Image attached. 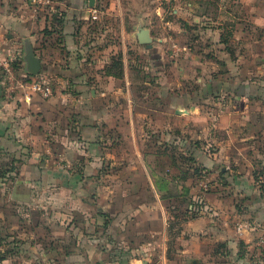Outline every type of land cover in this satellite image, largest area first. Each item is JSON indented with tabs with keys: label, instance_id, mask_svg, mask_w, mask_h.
Segmentation results:
<instances>
[{
	"label": "crops",
	"instance_id": "0c3cea01",
	"mask_svg": "<svg viewBox=\"0 0 264 264\" xmlns=\"http://www.w3.org/2000/svg\"><path fill=\"white\" fill-rule=\"evenodd\" d=\"M54 2L62 24L46 33L30 0H0V56L18 60L30 77L26 55L33 50L42 62L38 75L55 89L46 98L10 93L0 75V153L17 165L0 176V229L8 240L18 237L0 264H264L260 231H237L250 216L264 222L254 177L264 167V87L255 94L242 81L226 102L209 99L206 112L196 95L127 92V67L123 78L107 69L117 48L80 58L76 19H89L98 0ZM258 63L264 67V57ZM173 123L195 146L199 141L196 160L220 170L221 181L191 217L177 218L175 233L167 179L147 151L169 141Z\"/></svg>",
	"mask_w": 264,
	"mask_h": 264
},
{
	"label": "rangeland",
	"instance_id": "374dc122",
	"mask_svg": "<svg viewBox=\"0 0 264 264\" xmlns=\"http://www.w3.org/2000/svg\"><path fill=\"white\" fill-rule=\"evenodd\" d=\"M54 1L37 13L38 21L45 22L43 31L46 33L62 24V6ZM95 13L97 18L92 15L89 19L83 18L81 13V18L76 19L79 29L75 25L73 34L84 50L79 52L80 58L84 55L89 60L91 50L117 48L110 56L107 69L115 73L116 67L110 66L123 62L120 78L125 76L127 67L129 82H132L131 85L122 83L127 92L155 95L164 88L172 96L196 95L206 112L212 105L209 99L223 97L226 102L227 96L234 93L242 81L250 82L255 94L263 91L264 67L259 66L258 57H264V0H98ZM31 18L37 20L33 14ZM142 29L150 32L151 48L139 40ZM14 62L17 72L22 74L24 70L19 61ZM0 75L6 77L1 70ZM185 132L182 134L179 123H173L169 141L147 150L152 153L155 170L167 179L171 192L169 220L174 233L178 230L177 218L191 217L194 208L204 205L209 193L220 187L217 185L220 170L213 172L209 165L196 160L197 146H203L199 141L195 146L194 139L189 138L191 133ZM179 138L182 142H175ZM212 148L200 150L209 156L214 151ZM6 153L5 150L0 153V176L17 166ZM263 174L264 167L254 169L256 184L264 198L260 182ZM180 184L186 188L184 197L177 194ZM244 220L263 226L260 233L264 230V222L255 221L252 216ZM6 230L0 229V256L9 240L18 239L12 234L14 237L8 240ZM120 246L129 251L134 248L115 245V249ZM260 251L264 254L263 248Z\"/></svg>",
	"mask_w": 264,
	"mask_h": 264
},
{
	"label": "built area",
	"instance_id": "2783aa9c",
	"mask_svg": "<svg viewBox=\"0 0 264 264\" xmlns=\"http://www.w3.org/2000/svg\"><path fill=\"white\" fill-rule=\"evenodd\" d=\"M31 5L35 12H39L53 3V0H30ZM93 18H97L98 15L94 12L92 14ZM186 48V47H184ZM1 54V50H0ZM14 60H9V58H3L0 56V66L5 72L8 85L6 87L7 91L14 93L20 89L24 91H30L40 94L43 97H51L54 92V84L44 75L28 76L25 74H19L16 70V65ZM260 182L263 185L264 191V174L260 176ZM263 226L259 223H251L247 221L239 220L237 222V231L239 233H244L245 231H261ZM257 244L264 249V230L260 233L257 238Z\"/></svg>",
	"mask_w": 264,
	"mask_h": 264
},
{
	"label": "water",
	"instance_id": "95a60500",
	"mask_svg": "<svg viewBox=\"0 0 264 264\" xmlns=\"http://www.w3.org/2000/svg\"><path fill=\"white\" fill-rule=\"evenodd\" d=\"M95 0H90V5L94 6ZM139 40L141 43L147 44V47L151 48L152 37L148 29H142L139 32ZM28 71L31 75H38L42 69V62L40 58L34 53L33 50H30L26 55Z\"/></svg>",
	"mask_w": 264,
	"mask_h": 264
},
{
	"label": "trees",
	"instance_id": "16d2710c",
	"mask_svg": "<svg viewBox=\"0 0 264 264\" xmlns=\"http://www.w3.org/2000/svg\"><path fill=\"white\" fill-rule=\"evenodd\" d=\"M17 62H18V60H17ZM110 67L111 68H115L116 67V72L114 73L116 76H118V77H122L123 76V62L122 61L114 62ZM108 70L110 71V68Z\"/></svg>",
	"mask_w": 264,
	"mask_h": 264
}]
</instances>
